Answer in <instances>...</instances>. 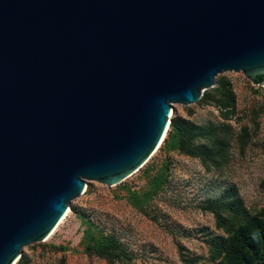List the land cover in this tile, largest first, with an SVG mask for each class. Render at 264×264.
<instances>
[{
    "label": "water",
    "instance_id": "95a60500",
    "mask_svg": "<svg viewBox=\"0 0 264 264\" xmlns=\"http://www.w3.org/2000/svg\"><path fill=\"white\" fill-rule=\"evenodd\" d=\"M229 71L264 75V0H0V264Z\"/></svg>",
    "mask_w": 264,
    "mask_h": 264
},
{
    "label": "rangeland",
    "instance_id": "374dc122",
    "mask_svg": "<svg viewBox=\"0 0 264 264\" xmlns=\"http://www.w3.org/2000/svg\"><path fill=\"white\" fill-rule=\"evenodd\" d=\"M173 119L179 132L138 171L116 185L85 181L49 239L15 264H218L246 213L264 221V81L222 72L196 102L173 104ZM201 145L214 159L189 154ZM107 236L127 261L86 254Z\"/></svg>",
    "mask_w": 264,
    "mask_h": 264
},
{
    "label": "trees",
    "instance_id": "16d2710c",
    "mask_svg": "<svg viewBox=\"0 0 264 264\" xmlns=\"http://www.w3.org/2000/svg\"><path fill=\"white\" fill-rule=\"evenodd\" d=\"M255 81L258 84L263 82L264 75L256 78ZM228 104L232 106L231 103ZM196 130L201 129L197 128ZM178 132L179 126L176 125V121L173 119L169 123L168 135L163 143H167L168 138ZM218 143L221 142L218 141ZM188 152L191 156L200 157L203 160L214 159L207 145L198 146ZM228 237H231L230 243L225 242L221 253L223 257L218 264H264V221L252 218L246 213L242 223L231 228ZM85 252L89 256H97L108 260L124 262L129 259L126 250L114 236L102 237L92 241L86 245Z\"/></svg>",
    "mask_w": 264,
    "mask_h": 264
},
{
    "label": "bare ground",
    "instance_id": "6f19581e",
    "mask_svg": "<svg viewBox=\"0 0 264 264\" xmlns=\"http://www.w3.org/2000/svg\"><path fill=\"white\" fill-rule=\"evenodd\" d=\"M170 115H171V113H170ZM159 147V145H157V147L155 148V150L157 149ZM155 150H154V152H155ZM85 190V186H84V188H83V191ZM66 214H67V210H66V212H65V215H64V217L66 216ZM63 219H61V221H62ZM60 221V222H61ZM59 222V223H60ZM59 223L57 224V226L59 225ZM57 226L56 227H54L52 230H51V232L49 233V235L45 238V239H47L53 232H54V230L57 228ZM49 239V238H48Z\"/></svg>",
    "mask_w": 264,
    "mask_h": 264
}]
</instances>
